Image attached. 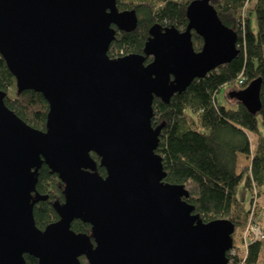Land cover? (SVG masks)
<instances>
[{
    "label": "water",
    "instance_id": "95a60500",
    "mask_svg": "<svg viewBox=\"0 0 264 264\" xmlns=\"http://www.w3.org/2000/svg\"><path fill=\"white\" fill-rule=\"evenodd\" d=\"M186 15L185 29L154 24L143 53L110 57L116 27L136 28L135 9L117 0H0V53L18 91L41 92L49 104L41 130L0 90V264H26V254L38 264H230L235 224L194 212L185 185L165 181L156 152L154 98L168 102L239 53L236 31L210 0L192 1ZM261 86L258 77L230 96L255 114ZM44 163L63 182L64 201L42 229L34 206L46 198L37 191ZM75 219L90 232L73 230Z\"/></svg>",
    "mask_w": 264,
    "mask_h": 264
},
{
    "label": "trees",
    "instance_id": "16d2710c",
    "mask_svg": "<svg viewBox=\"0 0 264 264\" xmlns=\"http://www.w3.org/2000/svg\"><path fill=\"white\" fill-rule=\"evenodd\" d=\"M194 0H117L120 10L135 9L136 28L118 30L108 54L118 57L143 53L154 24L174 25L185 29L188 5ZM221 21L236 31L238 55L228 63L194 79L183 92L175 93L168 102L159 97L153 101L152 124L161 126L156 152L162 156L165 181L184 184L196 213L205 221L226 218L235 224L233 248L227 253L230 264H264V238L247 232L250 219L259 224L261 208L253 203L255 192L264 185V0H210ZM255 19L256 29L252 27ZM193 46L201 50L203 38L193 31ZM152 56L146 57V62ZM261 77V108L253 114L230 92L245 88ZM230 86L228 105L217 95ZM0 90L6 92L5 103L30 125L45 130L48 101L32 89L18 91L15 76L0 53ZM98 171L105 175L100 157L92 153ZM247 162L240 166V159ZM241 167V168H240ZM241 184L250 193L249 203L240 197ZM64 184L47 164L39 170L37 191L46 196L34 206L39 228L59 219L55 203L64 201ZM76 232L89 233L91 225L81 219L72 222ZM258 232L264 234L259 224ZM246 235V237H244ZM238 236V239H237ZM238 242V243H236ZM26 264L38 259L25 255ZM82 262H87L81 256Z\"/></svg>",
    "mask_w": 264,
    "mask_h": 264
},
{
    "label": "rangeland",
    "instance_id": "374dc122",
    "mask_svg": "<svg viewBox=\"0 0 264 264\" xmlns=\"http://www.w3.org/2000/svg\"><path fill=\"white\" fill-rule=\"evenodd\" d=\"M252 27L254 30L256 29V22H255L254 18L252 20ZM230 90H231L230 86H227V85L223 86V88L221 89V91L217 95V100L220 104L228 105V94H229ZM246 162H247V159L245 157H242L240 159V166L244 165ZM256 192H255V194L253 193V195H254V197L256 195V205H257V207L261 208V213H262L260 216L261 220L259 221V224L264 227V185H262L260 187V194H257ZM239 195L246 202V204L249 203L250 193L248 191H246L243 184H241V186H240ZM250 205L252 206L253 204H250ZM237 239H238V236H237ZM236 243H238V242H236Z\"/></svg>",
    "mask_w": 264,
    "mask_h": 264
},
{
    "label": "built area",
    "instance_id": "2783aa9c",
    "mask_svg": "<svg viewBox=\"0 0 264 264\" xmlns=\"http://www.w3.org/2000/svg\"><path fill=\"white\" fill-rule=\"evenodd\" d=\"M252 208L254 209L255 205H256V195L253 199V203H252ZM258 229H259V224H257L256 222L253 221V218L250 219V223L247 227V232H254L257 234V236L261 237V238H264V234H261L258 232ZM246 237V235L244 236ZM233 248V247H232ZM231 248V249H232Z\"/></svg>",
    "mask_w": 264,
    "mask_h": 264
},
{
    "label": "flooded vegetation",
    "instance_id": "af4514ba",
    "mask_svg": "<svg viewBox=\"0 0 264 264\" xmlns=\"http://www.w3.org/2000/svg\"><path fill=\"white\" fill-rule=\"evenodd\" d=\"M116 30L118 31L119 29L116 27Z\"/></svg>",
    "mask_w": 264,
    "mask_h": 264
}]
</instances>
